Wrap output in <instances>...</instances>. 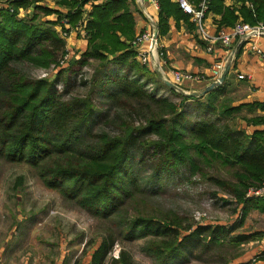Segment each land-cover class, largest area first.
<instances>
[{
  "label": "trees",
  "instance_id": "trees-1",
  "mask_svg": "<svg viewBox=\"0 0 264 264\" xmlns=\"http://www.w3.org/2000/svg\"><path fill=\"white\" fill-rule=\"evenodd\" d=\"M95 1L99 0H59L67 9L63 11L41 4L42 0H14L10 2L13 12L0 11V158L35 169L47 188L107 223L89 264H107L120 239L134 242L149 238L146 254L160 264H186L189 255L191 260L193 256H212L230 264L241 256V245L261 238V233L237 231L251 211L264 212V197L247 196L251 189L264 186V129L249 135L236 119L244 109L264 112V104L232 107L225 85L201 97L178 93L167 85L174 99L158 97L157 88L149 92L151 78L138 62L132 44L135 0L93 4L83 26L87 48L81 57L52 79L34 75L66 55L68 43L60 30L67 29L62 21L67 18L71 26H77L85 5ZM158 2L159 37L168 34L171 19L182 20L194 30L190 17L176 3ZM234 2L238 7L212 0L207 14L221 16L219 27L232 28L240 21L264 23V0ZM21 10L33 11L32 16L22 17ZM53 15L55 19L49 18ZM92 61L99 64L89 93L74 95L77 78L85 76L84 69ZM111 65L122 74H108ZM98 82L107 109H100L102 104L95 102ZM107 84L115 89L107 90ZM96 122L110 129L96 132ZM245 122L264 127V115ZM136 160L149 167L148 181L180 175L182 169L192 177L200 176L232 198L239 208L234 213L241 211V221L229 226L208 225L175 211L132 214L125 207L128 202L138 195L155 194H148L137 179L131 165ZM218 167L226 169L230 178L205 172ZM218 191L211 193L215 199ZM116 221L118 232L111 225ZM263 255L254 259L263 262ZM253 260L247 264H257ZM112 261L133 264L125 253Z\"/></svg>",
  "mask_w": 264,
  "mask_h": 264
},
{
  "label": "rangeland",
  "instance_id": "rangeland-1",
  "mask_svg": "<svg viewBox=\"0 0 264 264\" xmlns=\"http://www.w3.org/2000/svg\"><path fill=\"white\" fill-rule=\"evenodd\" d=\"M88 15L83 14V19L77 25L81 23V27L84 26L89 19ZM49 18L54 19L56 16ZM71 27L76 29V26ZM83 32V35H80L84 37L87 44L86 32L84 30ZM79 38L82 37L79 36ZM66 41L70 47V39ZM70 49L73 51V57L68 66L83 54V51L77 52L71 47ZM98 64L92 61L91 65L84 69L85 76L77 78L79 81L72 91L74 95L86 96L89 93L94 68L98 67ZM44 73H49V76L42 78ZM107 73L115 76L122 74L119 68L112 65L108 67ZM56 74L52 71V66L34 73L41 79L54 78ZM85 79L90 81L87 83ZM104 81L107 83L106 80ZM84 84H87V87H83ZM147 86L149 92L157 88L158 97L174 99L173 93L162 84L159 87L155 81L150 80ZM106 89L113 90L115 86L107 84ZM101 90L102 87L98 82L95 102L99 106L102 104L100 109H107L108 102L103 94H100ZM176 100L179 99L176 98ZM96 123V125L93 124L96 132L101 129H110L102 122ZM131 165L137 179L142 182L148 194L155 193L144 197L138 195L135 200L128 202L125 207L132 214L138 211H175L196 223L208 225L229 226L241 221V211L234 213L235 209L239 208H236L237 205L232 202V198L218 191L219 188L200 176L192 177L189 172L182 169L180 175L163 176L160 180L148 181L151 172L147 164L136 160ZM218 168L205 172L208 176L220 175L223 178H230L226 169ZM214 191L219 193L216 199L211 195ZM111 225L118 232L117 221L112 222ZM106 226L107 223L91 217L77 203L67 201L59 192L47 188L35 169L25 164L9 163L0 158V257L2 260L0 264H89L94 249L102 241V233ZM257 229H261V212L254 210L246 217L244 226L237 233H248ZM149 240L150 238L128 242L120 239L107 264H113L112 260L119 259L121 253H125L133 264H160L146 254L145 249ZM256 245L259 244H255L254 248ZM252 248L246 244L240 247V250L245 255ZM190 258L189 255L184 259L190 260L186 264H223V261H220L221 258L212 256H204L202 259L193 256L192 260ZM177 264L185 263L178 261Z\"/></svg>",
  "mask_w": 264,
  "mask_h": 264
},
{
  "label": "crops",
  "instance_id": "crops-1",
  "mask_svg": "<svg viewBox=\"0 0 264 264\" xmlns=\"http://www.w3.org/2000/svg\"><path fill=\"white\" fill-rule=\"evenodd\" d=\"M59 0H43L41 4L50 8L60 9L66 11L60 4ZM102 0L89 2L85 5L84 14H89L92 11L93 4L101 3ZM193 3H198V0H191ZM172 2L175 3L174 0ZM226 6L238 7L234 0H224ZM49 4V5H48ZM159 10L156 9L153 0H135V5L132 6V12L135 18V38L144 32L157 33L158 54L156 60H152L147 66L148 77L155 81L160 87L168 83L165 82L164 76L171 77L172 71H179L198 75L207 79L206 81L183 82L180 86L184 93H201L210 86L209 80L212 75V69L217 62L224 63V71L226 79L222 85L226 88V98L231 101L232 107H237L243 104H252L260 102L264 104V58L258 56L253 51L254 43L258 42L261 48H264V38L257 41H241L235 39L229 46L216 44L212 53L207 52V43H205L198 33L196 27L193 31L184 22H176L171 19L169 21L170 30L165 36H158V20ZM33 11H24L21 13L22 17L27 15L32 16ZM55 19V18H54ZM220 15L209 13L206 15V27L212 34H219L223 30L230 29L227 27H219ZM189 22L192 23L191 19ZM241 22V21H240ZM193 24V23H192ZM82 33L73 30L70 37V47L82 52L86 49V40ZM81 36L82 38H79ZM135 40L132 41V44ZM162 70V72L160 71ZM154 83V82H153ZM172 89V88H170ZM206 96V95H205ZM264 115V112L247 111L244 109L236 123L241 129H245L249 135H252L257 130H263V126L248 125L245 122L246 118H254L256 116ZM241 119V120H240ZM261 233L259 240H253L246 244L253 248L240 257L232 261L230 264H247L251 262L254 257L260 253H264V212H261V229L253 230L248 233ZM247 234V233H246ZM255 244H259L254 248ZM0 257V262H1ZM90 262V261H89ZM2 263V262H1ZM264 264V263H261Z\"/></svg>",
  "mask_w": 264,
  "mask_h": 264
},
{
  "label": "built area",
  "instance_id": "built-area-1",
  "mask_svg": "<svg viewBox=\"0 0 264 264\" xmlns=\"http://www.w3.org/2000/svg\"><path fill=\"white\" fill-rule=\"evenodd\" d=\"M14 0H0V11L4 9H8L13 12V7L11 3ZM175 3L180 7V9L190 17L192 23L195 25L198 33L200 34L201 39L207 43V52L212 53L214 50V46L216 44H221L225 46H229L231 42L235 39H240L241 41H249L264 38V23H258L256 25H251L246 22H238L234 27L223 30L219 34H212L208 31L205 21L206 15L209 11L210 4L212 0H199L198 3H193L191 0H174ZM155 7L159 10V2L158 0H153ZM23 12V10H21ZM62 25L67 30H60L61 36L64 39H70L73 30L76 32L84 33L83 26L81 27V23L76 26V29L69 25L68 19H64L62 21ZM72 29V30H71ZM158 39H155V34L151 32H144L139 35L136 40L133 42V47L136 49L138 56L137 60L142 66H147L154 59H157L158 54ZM253 51L260 57L264 58V48H261V45L254 43ZM73 57V51L67 45V53L61 58L58 64L52 65V71L58 73L61 69L68 66L69 61ZM224 63L217 62L211 72L209 83L210 85L213 83H219L222 73L224 71ZM162 72V70L160 69ZM49 73H44L42 78H47ZM53 77L49 78L52 79ZM164 80L166 83H171L175 86V91L178 93H183L185 95H189L190 93H184L180 88L181 84L185 81L193 82V81H206L202 76L193 75L190 73H184L179 71H172L171 77L164 76ZM247 196L249 198H261L264 197V186L260 189H251ZM264 253H261V255ZM264 260V255H263ZM255 263L260 264L264 263V261H257V259L253 260Z\"/></svg>",
  "mask_w": 264,
  "mask_h": 264
},
{
  "label": "water",
  "instance_id": "water-1",
  "mask_svg": "<svg viewBox=\"0 0 264 264\" xmlns=\"http://www.w3.org/2000/svg\"><path fill=\"white\" fill-rule=\"evenodd\" d=\"M155 39H157V33L155 34ZM225 79H226V75L224 74L219 83H213L211 84L209 87H207L203 92L201 93H194L193 95L197 96V97H201V96H205L207 95L208 93L212 92L213 90H215L216 88L220 87L224 82H225ZM169 87L174 89L175 86L171 83H168ZM189 95H192V94H189Z\"/></svg>",
  "mask_w": 264,
  "mask_h": 264
}]
</instances>
